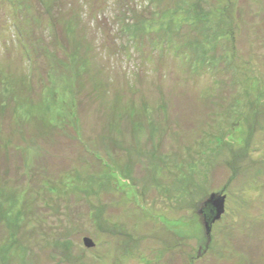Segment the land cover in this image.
<instances>
[{
  "label": "rangeland",
  "instance_id": "obj_1",
  "mask_svg": "<svg viewBox=\"0 0 264 264\" xmlns=\"http://www.w3.org/2000/svg\"><path fill=\"white\" fill-rule=\"evenodd\" d=\"M0 264H264V0H0Z\"/></svg>",
  "mask_w": 264,
  "mask_h": 264
},
{
  "label": "water",
  "instance_id": "obj_2",
  "mask_svg": "<svg viewBox=\"0 0 264 264\" xmlns=\"http://www.w3.org/2000/svg\"><path fill=\"white\" fill-rule=\"evenodd\" d=\"M225 201L226 197L224 196L218 197L217 195H212L209 201L205 204L203 213L206 217L205 227L209 239L211 238L213 225L225 213ZM85 245L88 247H93L94 243L92 240L85 239Z\"/></svg>",
  "mask_w": 264,
  "mask_h": 264
}]
</instances>
